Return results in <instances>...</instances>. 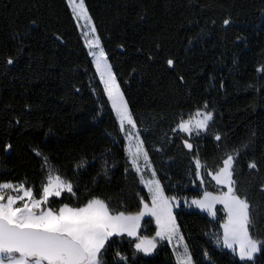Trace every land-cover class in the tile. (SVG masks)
Instances as JSON below:
<instances>
[{"label": "trees", "instance_id": "16d2710c", "mask_svg": "<svg viewBox=\"0 0 264 264\" xmlns=\"http://www.w3.org/2000/svg\"><path fill=\"white\" fill-rule=\"evenodd\" d=\"M85 4L140 128L148 129L142 135L166 195L202 194L199 181L193 183L196 150L201 163L215 170L225 153L256 133L253 147L237 162L235 179L240 195L252 205L257 223L253 233L264 239L260 191L264 161L259 172L247 168L249 160L264 154V90H258L264 87V73L256 71L264 65V0H85ZM229 17L231 26L222 27ZM157 44L160 52L149 61ZM10 56L18 57L13 65L6 64ZM167 58L175 59L174 68L167 67ZM180 75L184 83L178 82ZM95 79L66 0H0V181H27V186L38 188L51 168L72 180L79 197L65 193L63 199L52 198V207L77 205L91 195L106 199L115 211L139 210L136 194L147 197V191L127 159L114 114L109 107L99 110V103L106 101L96 98ZM205 101L215 119L208 134L197 139L193 133L190 142L196 150L189 152L182 145L187 134L173 136L170 129L181 114L188 119ZM217 132L226 134L219 147L214 140ZM8 143L12 147L6 152ZM33 149L49 158L43 169V156ZM81 161L87 164L77 169ZM204 179L208 191H220L211 177ZM174 214L195 264H202L205 250L212 264H243L231 250L215 243L224 216L220 206L219 219L183 205ZM138 231L152 237L153 219L144 217ZM134 243L135 238L127 236L113 238L109 264L117 247L127 254L129 264H176L167 243L158 242L151 255L133 257ZM255 264H264V249Z\"/></svg>", "mask_w": 264, "mask_h": 264}, {"label": "snow or ice", "instance_id": "6c2138e0", "mask_svg": "<svg viewBox=\"0 0 264 264\" xmlns=\"http://www.w3.org/2000/svg\"><path fill=\"white\" fill-rule=\"evenodd\" d=\"M66 2L77 27L82 30L88 29L86 32L82 31L87 55L91 57L95 75H98L103 94L107 98L106 103L110 105L111 113L118 124L119 134L125 142L127 159L132 169L140 176V183L147 189V197L136 194L139 209L136 212L115 211L106 199L91 195L77 205L61 203L58 207H52V198L63 199L65 193L69 197H76L77 200L79 197L72 180L54 173L51 168H48L47 175L40 181L38 188L27 186V181L19 183L10 180L0 181V264H109L107 257L113 238L124 236L135 238L133 257L135 253L151 254L156 250L158 242L167 241L172 246L176 264H195L173 211L180 206L178 198L166 195L165 187L158 178L146 147V140L142 135L147 133L148 129L140 128L130 108L85 0ZM212 23L215 24V21ZM231 24V18H225L222 27L227 28ZM56 39L60 40L61 37L57 36ZM236 39L243 38L238 36ZM191 42L192 39L189 40V43ZM118 47L123 49L124 45ZM19 51L23 52V48ZM159 52L160 45L157 44L156 52L150 53L147 59L155 60ZM17 58L8 57L6 64L13 65ZM165 63L172 69L176 61L174 58H167ZM132 71L135 72V69ZM256 71L264 73V65L258 67ZM178 82H185L183 75L178 76ZM220 87H224L223 82ZM258 90H264V87ZM208 107V101H205L202 107H198L194 113L195 119L192 115L184 119L181 114L179 119L174 121L175 127L170 129L173 136L176 133L187 134L188 138L182 139V145L189 152L196 150V145L190 142L193 133L195 138H201L202 134H208L214 122V113L209 111ZM225 135L219 132L214 134L217 147ZM255 135L253 131L239 147L225 153L215 170L207 169V165L201 163L199 152L196 150L193 183L199 181L202 194L190 202L185 201L188 207L195 206L217 219L219 217L216 206L218 204L223 206L224 216L219 225L222 235L216 236L215 243L230 249L243 264H255L257 255L264 249V239L257 238L258 233L256 235L253 233L257 223L253 218L252 205L246 195H240L238 181L235 179L237 162L242 154H247L253 147ZM165 138L168 139L167 136ZM11 147L10 143L5 144L4 150L7 152ZM33 151L37 156H43L38 150ZM153 151L160 152L163 149L154 148ZM43 160L42 169L47 166L49 158L43 156ZM260 161H264V154L259 159L249 160L247 168L259 172ZM86 164V161H81L76 168H83ZM125 171H128L127 167ZM145 171L151 173L147 180L144 179ZM103 173L107 175L108 169L104 168ZM205 175L215 181L219 192L207 190ZM260 191L264 192V183L260 184ZM145 216H150L154 220L155 233L152 237L139 235L141 220ZM110 258L111 264H129V257L118 247L112 251ZM203 258L202 264H212L211 254L207 250L203 252Z\"/></svg>", "mask_w": 264, "mask_h": 264}, {"label": "rangeland", "instance_id": "374dc122", "mask_svg": "<svg viewBox=\"0 0 264 264\" xmlns=\"http://www.w3.org/2000/svg\"><path fill=\"white\" fill-rule=\"evenodd\" d=\"M75 21V20H74ZM76 23V22H75ZM76 26H77V24H76ZM78 28V30H79V33H80V35H81V38H82V40H83V42H84V37H83V34H82V31L83 32H86V31H88V29L87 28H84L83 30L81 29V28H79V27H77ZM89 38H91V37H89ZM87 49V48H86ZM94 66V65H93ZM95 69V68H94ZM95 85H96V87H97V89H95L94 90V94H95V96H96V98L99 100L100 99V97L102 98H105V101L107 100V98H106V96H104V94H103V90H102V85H100V83H99V77H98V75H96V79H95ZM107 105V106H106ZM106 105H104V104H100L99 103V110L101 111V110H103V109H105V107H109L110 108V105L109 104H107L106 103ZM111 110V109H110ZM195 113V112H194ZM194 113L192 114V116H193V118L195 119V117H194ZM119 137L123 140V137H122V135L121 134H119ZM123 142H124V140H123ZM124 144H125V142H124ZM139 176V175H138ZM150 176H151V173H150V171H145V173H144V179L145 180H147V179H149L150 178ZM139 178H140V176H139ZM215 182V181H214ZM142 186L144 187V185L142 184ZM144 189L147 191V189L144 187ZM225 191H226V189H224ZM178 198V201H179V205L181 206V205H183L184 206V208L185 209H187V210H195V211H199V212H202V213H205V214H207V212H205V211H202L201 209H199V208H197V207H195V206H191V207H188L187 205H186V203H185V201L187 200L188 202H190L193 198H189V197H177ZM179 206V207H180ZM217 206H220L221 208H222V210H223V206L222 205H217ZM216 206V207H217ZM179 207H177V208H179ZM177 208H174L173 209V211H175ZM208 215V214H207ZM209 216V215H208ZM145 217H150V216H145ZM210 217V216H209ZM144 218V217H143ZM142 218V219H143ZM210 218H214V217H210ZM154 221V220H153ZM155 224V223H154ZM221 235H222V229H221ZM163 242H165V243H167L168 244V242L167 241H163ZM175 243V242H174ZM169 245V244H168ZM218 246V245H217ZM169 247H170V249H171V251H172V246L171 245H169ZM218 247H221V248H223L222 247V245H220V246H218ZM223 249H225V248H223ZM228 250H230V249H228ZM180 251H182V249H180ZM153 253V252H152ZM151 253V254H152ZM172 253H173V251H172ZM144 254V253H143ZM151 254H148V255H151ZM145 255V254H144ZM173 256H174V259H175V261H176V258H175V255L173 254Z\"/></svg>", "mask_w": 264, "mask_h": 264}]
</instances>
